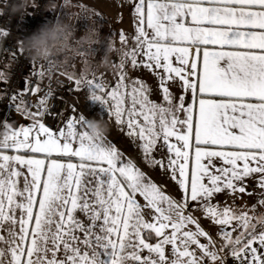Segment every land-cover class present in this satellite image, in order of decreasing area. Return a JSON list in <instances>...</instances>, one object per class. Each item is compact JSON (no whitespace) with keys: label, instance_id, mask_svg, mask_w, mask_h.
<instances>
[{"label":"snow or ice","instance_id":"snow-or-ice-1","mask_svg":"<svg viewBox=\"0 0 264 264\" xmlns=\"http://www.w3.org/2000/svg\"><path fill=\"white\" fill-rule=\"evenodd\" d=\"M119 7L134 30L114 33L124 45L117 78L70 73V61L63 75L103 94L140 159L107 138L86 143L75 108L63 126L46 123L54 93L33 63L36 80L11 96L31 123L0 144V264H264V0Z\"/></svg>","mask_w":264,"mask_h":264},{"label":"clouds","instance_id":"clouds-1","mask_svg":"<svg viewBox=\"0 0 264 264\" xmlns=\"http://www.w3.org/2000/svg\"><path fill=\"white\" fill-rule=\"evenodd\" d=\"M81 0H49L45 6L46 12L56 13V18L41 25L30 34L23 36L21 47L27 57L36 65L44 66V76L48 79L63 75L65 61L79 59L82 61V71L103 75L105 71H116L118 66L113 64V57L123 58L124 47L113 37L101 34L100 25L96 20V11L92 8L81 7ZM35 0H4L0 14L7 11L10 15L23 18L30 13ZM61 12L65 15H61ZM87 20V27L79 36L76 35V22ZM104 45V54L97 57L93 51L94 45ZM49 61H59L49 67ZM96 104L103 102V94L97 93L89 97ZM21 98V107H22ZM14 121H0V144L9 143L14 137L16 127ZM111 131L110 125L104 119L94 116H84L83 132L86 143L106 139ZM182 264V262H181Z\"/></svg>","mask_w":264,"mask_h":264},{"label":"crops","instance_id":"crops-1","mask_svg":"<svg viewBox=\"0 0 264 264\" xmlns=\"http://www.w3.org/2000/svg\"><path fill=\"white\" fill-rule=\"evenodd\" d=\"M106 1H109L110 3H112L113 1H117V0H81V2L84 5L88 6L89 8L94 9L96 11V13L99 14V17L96 16V20H97V23L100 25L101 34L105 37H109V36L113 37L117 41H119L118 36L114 35V33L118 32L119 30H124L127 34L132 33L134 30L132 18L130 15H128V17H127L128 20L126 22V25L124 27L118 26V25H115L116 22L114 19L117 17H122L121 12H123V11H120V12H117V10L107 11V9H103V8H106L107 6H100L99 4H89V3H101V2H106ZM3 2H4V0H0V7L2 6ZM126 14L127 13L125 12L124 17L126 16ZM61 15H65V13L61 12ZM26 17H27V15H25L22 18L21 23H19V25H18L19 30H21L24 27V22L26 20ZM55 18H56V13L49 12L48 16L46 17V19L44 20V22L41 25L48 23V22L54 20ZM75 27H76V35L79 36L81 34V32L87 27V20H84V19L78 20L76 22ZM122 46L124 47V45H122ZM2 48H3V37H0V54L2 52ZM93 51L95 52L97 57L102 56L104 54V45L103 44L94 45ZM113 58L115 59V57H113ZM71 63L74 65V67H70L68 69V71L70 73L71 72L79 73L80 71H82L83 64H82L81 60L75 59V60L71 61ZM0 71H3L7 74L9 71V64L7 62L2 61L1 58H0ZM32 72L29 73V76L32 75ZM117 73H118V70H116V71H105L104 75L106 76V78L109 82H112L117 78ZM97 75H99V74H97ZM132 75L137 76V77H143L153 87L156 86V81L153 80L152 77L147 72H134V73H132ZM57 76L64 78L68 82V89H69L70 100L68 102V106L66 107V109L64 111L62 121L66 117L74 114L72 111V109H74V108L78 110L79 114H83L84 116H94L97 119H100V118L104 119L105 121H107L109 123L110 128H111V131H110L107 139L112 141L113 143H115L121 149V151H123L126 154V156L135 158L137 161H139L140 157H139V153H138L137 148L130 142V139L120 131L119 127L115 124L114 118L108 117L107 112L103 108V106L90 101V99H89L90 96H89V93L87 91L75 90L74 83L72 81H69L66 76L59 75V74H57ZM47 80H48V78L45 77V79L41 83L43 84ZM25 84H26V82L24 83L23 87L25 86ZM3 85H4V82L2 84H0V96L2 93ZM42 88L45 90V88L43 86H42ZM31 97H33V95L30 94L27 96V99H30ZM15 103H18V101L13 102L12 100H10V103H9L1 121H9V122L14 121L15 122L14 127H20L21 125L28 126L31 123V121L29 120V118L27 116H25L22 113H19L15 110ZM34 110L35 109H33V111ZM62 121L59 123L61 126H63ZM125 132H126V129H125ZM145 170H147V169H145ZM151 174L157 180L162 179V177L159 175L158 171L153 172ZM165 182L168 184V190L171 192H175V186L170 181H165ZM217 199L219 201H222V202H229V203L231 202V197L224 196V195L219 196ZM237 201H238V203L240 202L241 204H242V202H245V201L251 202L250 200H247L246 197L242 201L239 200V198H237ZM197 215H199V213H197ZM203 226L206 229H209L213 234H215L216 229H215V227L209 226L208 220L205 219L203 221ZM227 264H232L231 259H229L227 261Z\"/></svg>","mask_w":264,"mask_h":264},{"label":"built area","instance_id":"built-area-1","mask_svg":"<svg viewBox=\"0 0 264 264\" xmlns=\"http://www.w3.org/2000/svg\"><path fill=\"white\" fill-rule=\"evenodd\" d=\"M48 2L49 0H35V5L29 9L30 13L35 14L27 15L24 27L21 30L18 29V25L22 20L21 17L10 15L7 11L0 14V29L9 32L6 38L3 37V48L0 54L1 60L9 64V80L4 82L0 96V121L10 103L11 96L23 88L26 82L24 78L28 77L33 81L36 80L33 75L29 76V73L34 70L33 62L24 51L22 54H19L20 42H22L23 36L35 31L44 22L49 14V12L45 11V6ZM3 6L4 2L1 7ZM13 52L18 53V55L13 56ZM49 84L54 93L53 98L48 102L49 109L56 118L53 119L52 116H49L46 118V123L55 126L62 121L64 111L68 106L70 100L69 89L68 82L59 76L51 80L48 79L42 86L47 90ZM60 113L62 115H59Z\"/></svg>","mask_w":264,"mask_h":264},{"label":"rangeland","instance_id":"rangeland-1","mask_svg":"<svg viewBox=\"0 0 264 264\" xmlns=\"http://www.w3.org/2000/svg\"><path fill=\"white\" fill-rule=\"evenodd\" d=\"M120 3H121V0L113 1L112 3H110L109 1H106V2H101V3H89V4H99L100 6H107L106 8H103V9H107V11H114V10H117V12L123 11V12H121L122 17H117L114 20L116 22L115 25L124 27L126 25L127 20H128L127 17L130 14H129V9L127 7H123V8L119 7ZM125 12L127 14L124 17ZM41 94H43V93H41ZM36 98H37L36 95H33V97H31L29 100L32 103H35ZM246 198H247V200H250L251 202L245 201V202H242V204L239 202V204L240 205L247 204V205L251 206V204L254 203L255 202V199H256L255 196H253V197H246Z\"/></svg>","mask_w":264,"mask_h":264}]
</instances>
